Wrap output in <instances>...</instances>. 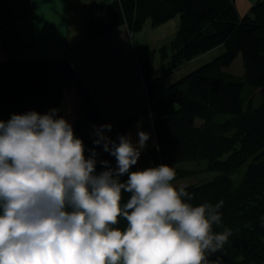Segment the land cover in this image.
I'll return each mask as SVG.
<instances>
[{
	"label": "trees",
	"instance_id": "trees-1",
	"mask_svg": "<svg viewBox=\"0 0 264 264\" xmlns=\"http://www.w3.org/2000/svg\"><path fill=\"white\" fill-rule=\"evenodd\" d=\"M103 8L111 21L91 19L90 40L123 24L136 33L147 20L159 26L180 18L174 39L158 53L135 47L147 107L111 124L107 135L115 140L131 134L136 143L139 131L150 134L133 171L167 164L175 168L174 183L195 170L217 172L209 181L187 185L193 204L224 201L223 224L233 235L210 259L264 264V0L255 1L244 16L235 0H106ZM217 47L225 51L167 83L175 71ZM239 56L243 75L225 72ZM73 89L80 98L73 128L91 149L94 126L107 123L101 104L66 58L10 59L0 64V120L51 109L66 115L64 93ZM96 150L97 172L104 170L101 160L115 166V158L102 146ZM192 164L198 169L186 167ZM235 175L242 176L240 181Z\"/></svg>",
	"mask_w": 264,
	"mask_h": 264
},
{
	"label": "clouds",
	"instance_id": "clouds-1",
	"mask_svg": "<svg viewBox=\"0 0 264 264\" xmlns=\"http://www.w3.org/2000/svg\"><path fill=\"white\" fill-rule=\"evenodd\" d=\"M59 111L0 120V264H222V199L193 204L167 164L133 171L149 133L94 126L87 149ZM96 146L115 166L97 172Z\"/></svg>",
	"mask_w": 264,
	"mask_h": 264
},
{
	"label": "crops",
	"instance_id": "crops-1",
	"mask_svg": "<svg viewBox=\"0 0 264 264\" xmlns=\"http://www.w3.org/2000/svg\"><path fill=\"white\" fill-rule=\"evenodd\" d=\"M105 1L0 0V64L68 59L112 124L145 109L147 92L134 50L136 33L130 38L131 30L123 24L89 39L91 19L111 21Z\"/></svg>",
	"mask_w": 264,
	"mask_h": 264
},
{
	"label": "rangeland",
	"instance_id": "rangeland-1",
	"mask_svg": "<svg viewBox=\"0 0 264 264\" xmlns=\"http://www.w3.org/2000/svg\"><path fill=\"white\" fill-rule=\"evenodd\" d=\"M253 3H255V0H236L237 8L239 10V13L242 16H244L245 14L249 12ZM147 21L151 23L150 20H147ZM151 26H153L152 23H151ZM179 26H180L179 17H175L159 26H153V28L152 27L149 28V24L146 22L143 25L142 29L140 31H137L135 34L134 43H136L137 45H134V50L136 46H147L152 50H155V51L157 50V53H158V49H160L162 46L169 45L170 42L174 39ZM133 33L134 32L131 31L130 38H132ZM224 51H225L224 47H217L216 49H213L207 52L206 54H203V55H200L194 58V60L184 65L181 69L175 71L173 75H170L167 78V83L170 84L174 81L179 80L181 77L185 76L186 74L191 73L192 71L196 70L202 65L210 62L215 57L223 53ZM135 54H136V50H135ZM156 60L157 61L155 63V68L158 69L159 68L158 58ZM225 72L231 75L234 74L236 76H242L243 75V63H242L241 57L239 56L231 67L225 69ZM64 101L68 105L69 111L66 115H63L62 117H65L70 123H72L74 127L75 120L77 119V109L80 103L79 94L76 91V89H73L71 91H68V90L65 91ZM111 123L113 124L116 122H111ZM186 167L187 168L194 167L198 169L197 165H194V164L190 166L186 165ZM217 175H218L217 172H210V171L200 172V171L195 170L194 173L189 175V177H185L183 179L177 180L176 183H184L186 185L200 184L204 182L205 180L209 181L213 179ZM235 176H236L235 178L238 177L239 179L238 181H240V178L242 176L240 175H235Z\"/></svg>",
	"mask_w": 264,
	"mask_h": 264
}]
</instances>
